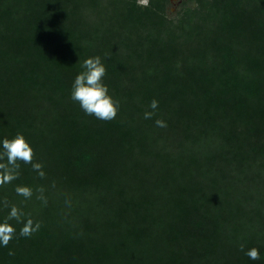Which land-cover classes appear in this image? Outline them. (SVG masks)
Listing matches in <instances>:
<instances>
[{
    "label": "trees",
    "instance_id": "trees-1",
    "mask_svg": "<svg viewBox=\"0 0 264 264\" xmlns=\"http://www.w3.org/2000/svg\"><path fill=\"white\" fill-rule=\"evenodd\" d=\"M139 1L0 0V138L46 173L22 165L42 227L0 264H264V0ZM94 55L108 122L70 99Z\"/></svg>",
    "mask_w": 264,
    "mask_h": 264
},
{
    "label": "clouds",
    "instance_id": "clouds-1",
    "mask_svg": "<svg viewBox=\"0 0 264 264\" xmlns=\"http://www.w3.org/2000/svg\"><path fill=\"white\" fill-rule=\"evenodd\" d=\"M104 59L100 55L89 56L81 63L79 71L72 83L70 99L78 103L80 109L86 116H94L101 121H112L117 117L120 102L109 92L105 83L106 68ZM150 110L143 113L145 120L152 119L159 107V102L153 99L148 105ZM155 125L160 128L167 127L164 120L157 119ZM22 165H29L31 171L39 177L45 173L42 162L34 160V149L26 139L23 132H17L11 138H0V189L12 185L16 197L21 198L19 202H12L8 199L0 200V210H7L6 214L0 217V247H7L9 242L17 234L30 238L39 232L42 225L25 211L23 205L33 200L34 189L30 183H14L20 181ZM241 251L252 261L260 259V250L257 247L245 249L241 245ZM10 256L14 252L9 250Z\"/></svg>",
    "mask_w": 264,
    "mask_h": 264
},
{
    "label": "rangeland",
    "instance_id": "rangeland-1",
    "mask_svg": "<svg viewBox=\"0 0 264 264\" xmlns=\"http://www.w3.org/2000/svg\"><path fill=\"white\" fill-rule=\"evenodd\" d=\"M184 1L185 0H174L173 2H171V5H170L171 16H174L180 10ZM146 2H147V0H140L139 1L140 4H146Z\"/></svg>",
    "mask_w": 264,
    "mask_h": 264
},
{
    "label": "water",
    "instance_id": "water-1",
    "mask_svg": "<svg viewBox=\"0 0 264 264\" xmlns=\"http://www.w3.org/2000/svg\"><path fill=\"white\" fill-rule=\"evenodd\" d=\"M174 0H170V2H173Z\"/></svg>",
    "mask_w": 264,
    "mask_h": 264
}]
</instances>
